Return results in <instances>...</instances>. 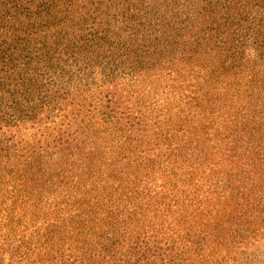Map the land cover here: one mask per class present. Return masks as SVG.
Masks as SVG:
<instances>
[{"label": "trees", "instance_id": "1", "mask_svg": "<svg viewBox=\"0 0 264 264\" xmlns=\"http://www.w3.org/2000/svg\"><path fill=\"white\" fill-rule=\"evenodd\" d=\"M0 264H264V0H0Z\"/></svg>", "mask_w": 264, "mask_h": 264}]
</instances>
